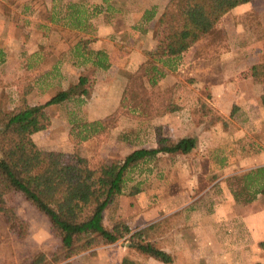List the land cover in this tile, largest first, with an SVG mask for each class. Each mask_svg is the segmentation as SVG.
I'll return each mask as SVG.
<instances>
[{
  "label": "rangeland",
  "instance_id": "obj_1",
  "mask_svg": "<svg viewBox=\"0 0 264 264\" xmlns=\"http://www.w3.org/2000/svg\"><path fill=\"white\" fill-rule=\"evenodd\" d=\"M69 1L0 0V6L9 4L19 5L20 8L31 4L39 8L27 17L19 13V10L15 14L9 12L10 17L19 21L8 26L0 19V48L6 51L4 57L0 55V105L6 110L14 107L24 91L29 92L31 104H41L67 85L77 84L80 76L78 70L61 59V53L67 50V45L58 33L43 27L41 22L44 20L45 9L59 6L58 4L67 5ZM86 1L101 3V0ZM169 1L114 0L110 9H103V13L94 20L102 34L96 46L106 44L105 46L113 47L111 69L89 74V93L83 97L86 100L84 105L78 99L67 105L48 108L47 127L35 134L34 140L41 150L60 152L63 162L73 164L82 160L90 163L100 159L108 163H122L135 150L154 148L158 127L162 128L164 136L173 140L196 137L199 145L192 154L164 156L131 171L125 193L106 213V225L120 233L124 227L137 231L141 226L154 222L160 217V213L173 212L183 204V200H197L196 206L187 213L194 210L197 213L195 216H200L214 207L220 208L222 213L227 212V216L232 218L228 219L231 223L226 228L227 232H235V235L240 233V238L244 236L245 240L248 239L246 231L249 230L245 224L256 229L252 220L254 218L248 215L264 214V195L254 198L255 186L249 183L250 178L247 176L251 171L264 167V114H257V92L252 93L254 102L250 104L253 107L244 109L233 105L229 110L231 102L223 96L221 101L217 100L216 94L211 90L215 85L233 80L230 76L232 71L241 73L246 79L252 73L251 63L264 54V24L258 16L247 13L250 16L245 14L241 20L233 15L224 19L223 28L228 33L229 49H226V45L224 53L219 57L203 59L201 50L196 49L184 56L176 77L182 80L191 78L194 81L180 94L188 104L183 111L149 122L120 116L116 128L107 136L94 137L82 143L70 136V120L73 117L96 121L116 107L124 87L122 75L134 71V68L146 60L144 50L156 54L164 52V34L155 14L163 12ZM259 2L264 5V0ZM153 12L155 14L151 16ZM149 16L152 17L151 22L148 20ZM147 20L146 28L150 32L143 35L134 26H146ZM249 23L253 24L251 30L247 28ZM175 80L176 78H170L163 82L162 89L168 88ZM257 80L263 84L262 77L254 79L255 82ZM199 98L207 100L224 117V122L198 125L195 104ZM226 111H231L234 115L226 116ZM251 111L260 116L258 121L252 118L250 120V116L254 115ZM226 173L229 175L218 178ZM254 180H259V184L264 183V174L255 176ZM136 186L141 191L130 195ZM173 197L181 198L182 201L173 205ZM167 199L170 201H166ZM7 201L30 224V234L26 239H20L16 229L1 214L0 264H32L37 254L50 253L61 247V240L55 237L51 223L25 197L14 193L8 195ZM242 216L249 217V220L239 223ZM178 220L179 217L173 219L176 228L179 227ZM171 223L172 221L169 222V227L173 226ZM260 234L264 235V229ZM130 236L131 234L123 237L113 245L91 249L67 262L122 264L125 258H130L139 264H163L145 258L133 249ZM157 244L160 247H170L179 245V242L159 237ZM257 256V262L247 264H264V248Z\"/></svg>",
  "mask_w": 264,
  "mask_h": 264
},
{
  "label": "trees",
  "instance_id": "obj_2",
  "mask_svg": "<svg viewBox=\"0 0 264 264\" xmlns=\"http://www.w3.org/2000/svg\"><path fill=\"white\" fill-rule=\"evenodd\" d=\"M113 1L101 0L95 4L70 0L67 5H54L43 12L44 20L52 24L50 29L67 45L61 58L79 70V80L41 104H31L29 92L24 91L12 109L6 110L0 105V215H4L6 222L16 229L20 239H26L30 224L7 201L8 195L21 194L48 219L55 237L61 240L59 249L37 254L32 264H71L67 262L69 259L97 247L113 245L131 234L130 228L124 227L120 233L106 225V213L125 193L129 173L164 156H188L198 149L196 137L173 140L164 136L162 128L158 127L156 146L135 150L122 163L100 159L67 164L60 152L43 151L35 142L34 135L47 127L48 108L67 105L78 99L84 105L86 100L83 97L89 93V74L110 69L108 50L92 47L100 40L93 21L105 7L110 9ZM251 1L170 0L158 22L164 34V52H145L146 60L139 68L122 75L124 87L110 113L96 121L73 117L70 120L71 138L82 143L107 136L116 128L120 116L149 122L183 111L188 104L180 94L194 81L176 77L184 55L192 49L201 50V57L206 60L222 55L226 45L229 49L228 33L223 28L224 18ZM252 27L251 23L247 25L249 30ZM251 68L253 76L263 78L261 103L264 108V54ZM170 78L176 80L162 89V83ZM195 110L198 125L224 122V117L207 100L199 98ZM262 174L264 167L247 175L249 183L255 186L254 198L264 195V183L254 180L255 176ZM140 191L136 186L130 195ZM158 233L154 225L133 233L129 238L131 247L147 259L178 264L171 252L157 244ZM261 247L264 248V243ZM122 264L139 262L125 258Z\"/></svg>",
  "mask_w": 264,
  "mask_h": 264
},
{
  "label": "crops",
  "instance_id": "obj_3",
  "mask_svg": "<svg viewBox=\"0 0 264 264\" xmlns=\"http://www.w3.org/2000/svg\"><path fill=\"white\" fill-rule=\"evenodd\" d=\"M3 5H4L3 8L0 9V11L2 12V14H0V19L4 20L1 21L5 23V26H8L12 22L19 21L18 19L17 20L13 19V16L10 17L8 15L9 12L15 14L19 10V13H22L24 17H27V15L37 12V9H39L36 6H31V4L22 5L20 6V8L18 7L19 5H15V6L9 4L7 5L3 4ZM46 10L47 9H45V11ZM162 13L163 12L156 15L153 12L151 13V16L155 14V17L157 16V22H159V18ZM247 13L254 15L255 17L258 16L264 24V5H261L259 0H252L250 3L234 9L224 19L226 20L230 15H233L235 17H240L239 19L241 20L245 14L247 15ZM4 15L6 17H4ZM151 16L148 17L149 22H151L152 19ZM148 20L146 21L145 24L146 26H142L141 24H138L134 26V28L142 31L143 35L148 34L150 32V30H147L146 28ZM39 21L41 20L39 19ZM41 22L43 24V27L50 28L52 26L51 23L45 20ZM151 24L152 23H150V25ZM94 25L96 24L94 23ZM96 28H97V36H101L102 34L100 31V27L96 25ZM110 40L115 41V39H110ZM99 41H97L96 43H98ZM96 43H93L92 45L93 48L99 49L101 47L108 50L110 54V64L112 67L113 62L111 60V56L113 53L112 52L113 47L108 45L105 46L106 44H104V46H96ZM149 51L150 50H144V53ZM0 55L2 57L6 55V51L3 48H0ZM61 59L64 60L65 64H67L68 66L75 68L74 66L67 63V60L65 61V59L63 58ZM257 61L258 60L251 63L250 67H252V65L255 64ZM139 66L137 68H134V71L137 70ZM75 69L78 70L77 68ZM234 73L235 72L232 71L230 74V76L234 78L233 80L229 81L228 83L225 82L224 84L215 85L211 90L214 94H216L217 100L221 101V98L223 96L228 100V102H231V104H229L231 106L230 107L227 106L228 109L230 108L229 110L233 108V105L236 107L248 109L253 107V104H250L251 102H254L252 93L257 92L255 96L256 101L259 102V103L255 102L257 109L259 110L257 114L258 115L264 114V108L261 105V95L263 93L262 82H260V80L259 81L257 80V82H255L254 79H256V77L253 76V73L247 76L248 79L241 76V73H235V74ZM218 95H220V97ZM251 112H253L254 115L250 116V120L253 119L255 121L256 119L258 121L260 116L255 115L256 114L255 111H251ZM225 113L226 116L234 115L233 113H231V111L228 112L226 111ZM228 175L229 174L226 173L225 175H222L221 177L218 178L220 179ZM166 201H170V200L167 199ZM171 201L173 202L172 203L173 205H176L179 202H181L182 199L178 197H173L171 198ZM196 204H197V200H187L186 202H184L183 200V204H180V206L174 209L173 212H166L165 214L160 213L159 214L160 217L157 218L154 222H152L151 224H147L145 226H141L139 229H137V231L154 225L156 226V230H159L160 232L158 233V236L160 238L165 240L171 239L172 241H178L179 245L162 247L165 250L171 252L175 256L176 262L178 264H247V262L250 263L253 261L257 262L256 259H259V257L258 256L256 257V254H260L261 250L263 249L261 247V243H264V235L260 234L263 233V229H264L263 213H258V214L252 213V215L250 214L248 215L249 217L254 218L252 220L255 224L256 229H252L250 226L249 228L247 224H245L247 230L248 229L249 230L246 231L247 232L246 237L248 239L245 238L244 240L243 239L244 236L240 238L241 236L240 233L238 235H235V232H233L232 234L227 232L228 230L226 228L231 223L228 219L231 218V216H227V212L222 213L220 208L219 209L216 208L217 209L216 210L214 207V209H212L211 211L205 208L207 212L205 213V215H200V216H195L197 215V213L194 210L191 213H187V211L192 207L196 206ZM175 214H177V216ZM235 215L237 218L239 217L237 213ZM176 217L180 218V220H178L179 227L177 228H176V223L173 222V219ZM249 217H244V216L240 217L239 223L240 222L246 223L247 220H249ZM260 218L262 219L260 220ZM170 221H172L171 225H173L171 227L168 226ZM137 231L134 230L132 231L131 229V235ZM247 240L249 243H247Z\"/></svg>",
  "mask_w": 264,
  "mask_h": 264
}]
</instances>
